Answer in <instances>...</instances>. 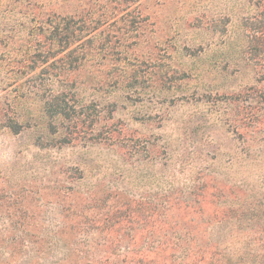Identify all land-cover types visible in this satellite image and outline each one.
Segmentation results:
<instances>
[{
	"label": "rangeland",
	"instance_id": "obj_1",
	"mask_svg": "<svg viewBox=\"0 0 264 264\" xmlns=\"http://www.w3.org/2000/svg\"><path fill=\"white\" fill-rule=\"evenodd\" d=\"M261 29L264 0H0V264L252 244L216 221L264 216Z\"/></svg>",
	"mask_w": 264,
	"mask_h": 264
},
{
	"label": "trees",
	"instance_id": "obj_2",
	"mask_svg": "<svg viewBox=\"0 0 264 264\" xmlns=\"http://www.w3.org/2000/svg\"><path fill=\"white\" fill-rule=\"evenodd\" d=\"M62 21L63 24H59L54 29V38L57 46H60L58 50L60 53H72V46L76 43L83 42L84 38L90 42V50L101 49L100 46H96L94 49L92 48V42L100 35H97V26L80 25V22H71V25L70 22L64 24V19ZM80 34L83 36L81 37ZM256 39L259 40L257 47L263 49L264 31L262 29L260 30L259 37ZM226 219L239 225L248 223L251 225L255 223L264 225V216L262 215L241 214L238 216L230 215L229 217L224 214L223 217L216 221V225L221 230L225 228L224 220ZM217 233L220 234L219 238L226 235L232 236L229 231L227 233L225 231H218ZM184 235L189 236L187 233L183 235L174 233L172 235L162 234V237L168 240H171V238H177L179 240L181 238L183 239ZM246 235L251 237L252 244L245 243L241 248H231L224 244L200 247L183 244L178 241L163 244H143L140 246L113 244L110 246L109 255H115L116 260L120 261L121 264H264V229L249 231ZM96 264H116V262L111 261L110 257L107 256L99 259Z\"/></svg>",
	"mask_w": 264,
	"mask_h": 264
}]
</instances>
